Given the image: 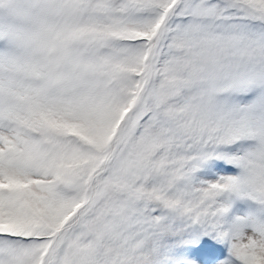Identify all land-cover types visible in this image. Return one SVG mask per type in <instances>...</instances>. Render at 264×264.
<instances>
[{"label": "snow or ice", "instance_id": "6c2138e0", "mask_svg": "<svg viewBox=\"0 0 264 264\" xmlns=\"http://www.w3.org/2000/svg\"><path fill=\"white\" fill-rule=\"evenodd\" d=\"M0 264H264V0H0Z\"/></svg>", "mask_w": 264, "mask_h": 264}]
</instances>
